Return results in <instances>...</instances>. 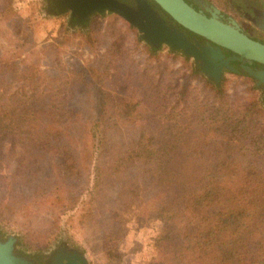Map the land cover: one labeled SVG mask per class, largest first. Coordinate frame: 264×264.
I'll return each instance as SVG.
<instances>
[{
    "label": "trees",
    "instance_id": "16d2710c",
    "mask_svg": "<svg viewBox=\"0 0 264 264\" xmlns=\"http://www.w3.org/2000/svg\"><path fill=\"white\" fill-rule=\"evenodd\" d=\"M12 4L0 0V16L15 13ZM111 17L115 26L125 21ZM68 25L61 31L65 38L74 31ZM16 28L21 41L16 47L25 52L34 29L31 23ZM83 35L97 53L92 62L76 58L65 63L57 42L47 45L46 59L41 51L21 62L15 55L0 58V143L8 141L7 154L28 172L22 179L18 170L5 177L16 196L12 206L18 199L24 209L35 202L13 191L12 186L22 182L37 186L41 200L55 199L72 225L92 219L99 208H110L112 225L103 235L109 264L122 262L117 240L122 242L135 212L136 218L147 213L163 224L157 241L166 262L264 264L263 99L256 95L234 102L222 82L206 77L185 55L169 50L162 57L149 46L150 61L139 69L147 95L142 99L122 93L110 84L129 59L119 35L110 34L104 52L92 31ZM136 42L141 44L139 35ZM169 58H182L183 65L175 69L167 63ZM197 78L206 92L203 97L192 83ZM80 97L86 110L78 104ZM142 100L150 104V119L136 125L137 117H144L141 110L148 107L140 110ZM193 110L192 121L186 117ZM115 119L137 133L123 140L112 136L119 127ZM74 122L79 137L73 133ZM55 154L60 158L54 194L47 189L48 180L36 177ZM80 205V211L68 212Z\"/></svg>",
    "mask_w": 264,
    "mask_h": 264
},
{
    "label": "rangeland",
    "instance_id": "374dc122",
    "mask_svg": "<svg viewBox=\"0 0 264 264\" xmlns=\"http://www.w3.org/2000/svg\"><path fill=\"white\" fill-rule=\"evenodd\" d=\"M40 0H12V5L15 8V13L11 16H6L8 12H4L5 16H0V58L9 57V55L14 56L16 60L21 62V60H31V58L41 51L43 58H48L44 51H47V45L50 43H58L61 48V58L65 63H69L73 59H80L85 62H92L95 59L96 52L94 48H91L86 36L83 35V31L90 30L97 36L100 42V51L104 52L110 46L112 37L111 33H116L119 35V41L124 44L125 50L127 51L128 58L127 61L124 60L121 63V73L118 79L111 80L112 89L121 91L126 94H135L139 97L144 98L147 95V89L143 86L140 79L139 69H144L149 63L148 51H146V46L142 39L140 38L139 32L134 27L133 29L128 26V22L121 20L119 27L111 24V14H96L89 25L85 28H76L72 25V33L69 34L68 38H65L63 33L65 26H69L68 21L65 17L51 16L48 13L41 10L38 4ZM113 15V14H112ZM115 15V14H114ZM32 24L34 29V34L30 43V48L25 52H20L16 46L21 45V41L14 34L16 24ZM132 26V25H131ZM70 27V26H69ZM62 28V29H61ZM82 31V32H81ZM139 35L141 39V44L136 42V37ZM137 43V44H136ZM150 47V46H149ZM152 48V47H151ZM172 51L168 47H163L158 52L162 53V57L166 55L168 51ZM18 52V53H16ZM179 53L176 51H172ZM47 54V53H46ZM183 53H179L182 55ZM7 55V56H6ZM184 55V54H183ZM187 57V56H186ZM189 58V57H188ZM191 61L193 59L189 58ZM152 62V61H151ZM155 63V62H152ZM169 66H173L175 69L181 68L183 65L182 58L172 59L169 58ZM194 63V62H193ZM165 70V67L163 68ZM168 72V71H167ZM166 73V71H165ZM168 75V74H167ZM166 75V76H167ZM226 77L223 79L227 92L230 94L232 101L238 102L237 97H247L252 98L256 95L260 97L258 89H254V81L247 75L229 73L225 74ZM195 86H198L197 93L200 97H203L206 92L202 88V81L200 79H195L192 82ZM257 87V86H256ZM149 92V91H148ZM83 97L79 98L78 104L86 110L82 102ZM77 105V102H76ZM148 106L147 108H144ZM148 101L142 100L141 111L144 112V117H137L138 121L136 125H142L148 123L149 110L151 108ZM263 111L259 114L261 121L264 122V107L262 104ZM150 114V113H149ZM195 110L187 115V119L194 120ZM118 124L119 127H114L111 134L117 139H125L132 134H136L137 130L128 129L121 125L120 119L113 120V124ZM113 127V126H112ZM153 127V121L151 123ZM190 129L197 128V125L189 124ZM73 133L79 137L80 127L77 122L72 125ZM191 136V134L189 135ZM77 139V138H76ZM78 141V139L76 140ZM8 141L0 143V226L5 230H10L19 235L22 244L29 246L33 250L47 248L54 240L62 234L69 235L72 239L80 242L85 248L87 257L91 264H109L104 244L103 235L105 229L112 225L109 217V209L107 207L99 208L95 211V216L92 219L84 222V224H74L72 225L67 221V215L62 214L60 209L56 207L53 203L56 200H41V194L38 193L39 188L35 185L27 186L22 182H17L12 186V189L16 194L21 193L24 198L29 200H34L35 202L29 203V208L24 209L19 205V199L16 206L10 202H15L16 196L11 194V188L6 183L5 177L13 173V170H18L20 173L18 176L22 179L25 177L27 171L21 170V165L17 164L15 158H10L7 154L9 150ZM18 153L24 154V151L19 148ZM10 155H18L11 153ZM51 161L48 162L46 169L38 172V181L48 180L46 185L47 189H54V194L56 193L57 182H58V166L59 155H51ZM256 157V156H255ZM84 173H88L87 170ZM64 184V182H63ZM70 186L69 182L66 184ZM150 190L148 195L152 197ZM38 194V195H37ZM37 195V196H36ZM36 196V197H35ZM19 198V196H18ZM69 203V200H68ZM119 201L115 202V205H119ZM71 206V205H69ZM107 206L110 207L108 204ZM82 205L69 209L68 212L75 213L78 211L76 208L81 210ZM138 207V205H137ZM67 209V210H68ZM137 210V209H135ZM138 213V211H137ZM133 218L127 223V231L124 237L118 241L120 249L123 251V259L120 264H172L170 261L166 262L161 259L162 251L158 247V237L163 235V224L161 221L150 218L147 213H142L141 218Z\"/></svg>",
    "mask_w": 264,
    "mask_h": 264
},
{
    "label": "water",
    "instance_id": "95a60500",
    "mask_svg": "<svg viewBox=\"0 0 264 264\" xmlns=\"http://www.w3.org/2000/svg\"><path fill=\"white\" fill-rule=\"evenodd\" d=\"M137 7L130 6L120 0H73L68 8L72 16L88 18L93 13L100 15L115 14L125 19L136 28L142 41L156 50L168 47L172 51H180L194 61L201 62V71L210 79L220 82L225 73L222 66L234 69L229 60L222 59L225 55L221 47L238 54L240 60H255L264 64V44L255 41L233 26L208 18L195 10L185 0H155L168 14L186 29L199 34L213 45H202L199 41H191L177 26L169 24L147 0H136ZM237 58V57H234ZM247 72L254 76L259 83H264V70L255 71L244 66ZM11 243H2L0 239V264H29L27 259L15 256ZM66 264H90L86 256L69 258Z\"/></svg>",
    "mask_w": 264,
    "mask_h": 264
},
{
    "label": "flooded vegetation",
    "instance_id": "af4514ba",
    "mask_svg": "<svg viewBox=\"0 0 264 264\" xmlns=\"http://www.w3.org/2000/svg\"><path fill=\"white\" fill-rule=\"evenodd\" d=\"M73 0H40L38 4L41 10L51 16L65 17V19L76 28H85L98 13L90 15L88 20L80 16H72V10L67 5ZM130 6L137 7L136 0H120ZM195 10L207 16L208 18H216L221 22L229 24L240 32L248 35L251 39L264 44V0H185ZM150 6L155 9L169 24L177 26L182 30L188 39L191 41H199L202 45H217L209 39L186 29L178 23L170 14H168L155 0H147ZM221 51L225 55L222 59L229 60V65L234 69H228L222 66V71L227 74L236 73L249 76L257 86L260 98L264 101V83H259L258 80L250 75L244 66H249L255 71H263L264 64L255 60H240L239 55L221 47ZM181 53L180 51H176ZM237 57V58H234ZM196 67L201 70V62L193 61ZM226 77L224 75L223 79ZM212 79L216 83H221ZM264 107V102H263ZM0 239L2 243H11L15 256L18 258L27 259L29 264H66L69 258L87 257L85 248L80 242L72 239L67 233L59 235L52 245L47 248L33 250L29 246L24 245L20 241L18 234L5 230L0 226ZM88 259V257H87ZM88 262L90 263L89 259ZM91 264V263H90Z\"/></svg>",
    "mask_w": 264,
    "mask_h": 264
}]
</instances>
